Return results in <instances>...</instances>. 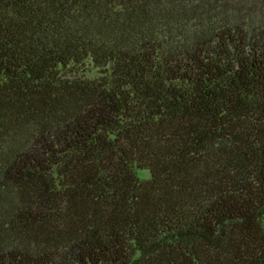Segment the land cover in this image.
<instances>
[{"label":"trees","instance_id":"obj_1","mask_svg":"<svg viewBox=\"0 0 264 264\" xmlns=\"http://www.w3.org/2000/svg\"><path fill=\"white\" fill-rule=\"evenodd\" d=\"M0 264H264V0H0Z\"/></svg>","mask_w":264,"mask_h":264},{"label":"rangeland","instance_id":"obj_2","mask_svg":"<svg viewBox=\"0 0 264 264\" xmlns=\"http://www.w3.org/2000/svg\"><path fill=\"white\" fill-rule=\"evenodd\" d=\"M145 174H146L145 172H140V173H139L140 176H141V175L145 176Z\"/></svg>","mask_w":264,"mask_h":264}]
</instances>
